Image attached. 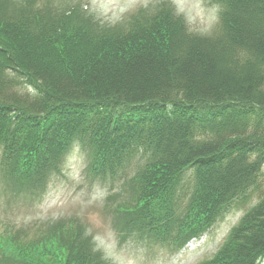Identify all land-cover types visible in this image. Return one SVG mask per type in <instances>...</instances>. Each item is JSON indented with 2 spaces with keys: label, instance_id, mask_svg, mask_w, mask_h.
I'll return each instance as SVG.
<instances>
[{
  "label": "trees",
  "instance_id": "obj_1",
  "mask_svg": "<svg viewBox=\"0 0 264 264\" xmlns=\"http://www.w3.org/2000/svg\"><path fill=\"white\" fill-rule=\"evenodd\" d=\"M212 1L222 14L211 39L170 5L127 28L80 20L79 8L1 12L0 165L16 184L59 175L78 149L87 175L129 193L120 236L185 247L245 211L202 264H264V0ZM79 232L14 255L107 264Z\"/></svg>",
  "mask_w": 264,
  "mask_h": 264
},
{
  "label": "rangeland",
  "instance_id": "obj_2",
  "mask_svg": "<svg viewBox=\"0 0 264 264\" xmlns=\"http://www.w3.org/2000/svg\"><path fill=\"white\" fill-rule=\"evenodd\" d=\"M0 2L9 8L2 9L0 5V13L4 11L6 16H11L13 9L17 12L21 5L42 11L79 8L80 20L119 28H127L133 19L149 17L161 6L170 5L174 15L187 24L191 35L205 39L213 38L218 32L222 14V8L212 0ZM65 163L59 175L26 185L16 184L15 176L0 165V264H24L15 256L14 247L24 250L29 242L45 239L50 233L71 225L78 226L80 231L78 243L88 242L87 246H92L107 264H202L220 251L230 231L245 214V211L232 212L185 247L148 244L134 240L131 234L120 236V231L117 232L122 225L117 209L129 194L120 190L122 183L92 179L87 175L89 159L78 149Z\"/></svg>",
  "mask_w": 264,
  "mask_h": 264
}]
</instances>
